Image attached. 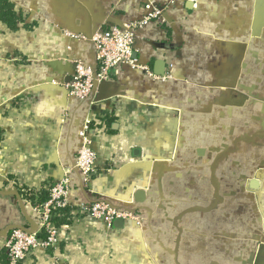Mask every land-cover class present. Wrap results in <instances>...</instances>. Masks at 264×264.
I'll return each mask as SVG.
<instances>
[{
  "label": "crops",
  "instance_id": "0c3cea01",
  "mask_svg": "<svg viewBox=\"0 0 264 264\" xmlns=\"http://www.w3.org/2000/svg\"><path fill=\"white\" fill-rule=\"evenodd\" d=\"M10 2L24 25L0 23V240L33 227V206L65 176L72 200L154 216L169 200L186 219L177 234L169 217L108 226L58 209V246L22 264H264V0ZM147 3L167 11L138 32L136 68L71 99L77 65L98 71L91 32L141 19ZM210 82L214 95L195 91ZM85 121L97 157L88 183L72 169Z\"/></svg>",
  "mask_w": 264,
  "mask_h": 264
},
{
  "label": "built area",
  "instance_id": "2783aa9c",
  "mask_svg": "<svg viewBox=\"0 0 264 264\" xmlns=\"http://www.w3.org/2000/svg\"><path fill=\"white\" fill-rule=\"evenodd\" d=\"M144 10L145 14L139 20L120 26L112 25L107 29L99 27L91 32L89 40L95 52L98 71L94 72L82 65H77L69 84L68 95L71 99L87 100L93 91V84L107 81L111 72L119 67L136 68L133 48L138 40V32L148 24L159 21L167 11L166 8L156 7L151 3H147ZM143 71L150 75L148 69ZM79 128L77 134L80 146L72 169L77 172L83 183H88L97 169V157L91 148L90 123L85 121ZM72 199L70 181L65 176L50 187L46 202L33 206L32 215L35 217L33 227L15 229L7 238L3 246L7 264H22L28 255L38 249L45 250L58 246L60 232L52 222L55 210L69 209L72 213L83 214L108 226L115 220H135L140 212V210L117 208L111 202L104 200L88 203ZM42 234L44 239L40 237Z\"/></svg>",
  "mask_w": 264,
  "mask_h": 264
},
{
  "label": "rangeland",
  "instance_id": "374dc122",
  "mask_svg": "<svg viewBox=\"0 0 264 264\" xmlns=\"http://www.w3.org/2000/svg\"><path fill=\"white\" fill-rule=\"evenodd\" d=\"M210 59V58H209ZM213 59V57H212ZM244 60V58H241ZM215 60V58H214ZM212 60L210 61L209 63L210 64H213L215 65V61L218 63V60L216 59L215 61ZM246 63V61H244V64ZM264 75V74H263ZM261 74L260 71H258L257 73H253L252 76L255 78V81L258 80V79H261V77L263 76ZM195 85V84H193ZM196 86V85H195ZM215 84H213L212 82H210L209 84L207 85H203V84H199L197 85V88H196V92H205L208 94V96H211V95H214L215 93ZM162 203V204H161ZM160 209H159V214L158 216H154L155 212L154 211H151V210H147V211H144L143 213L141 212L142 210L140 209V212L138 213V216H136L135 220L133 219L132 221L135 222V223H139V226H151L153 220L155 219H167L169 217V220L171 221L172 225L174 224L175 226V229H176V233L179 234V232H182L181 230L183 228H185L184 226V223H183V220H186V219H179L178 218V215H172L174 214V209H175V203H172V202H169V200H164L163 202L160 201ZM169 215V216H168ZM144 223V225H143ZM15 229H18V228H15ZM13 229V230H15ZM11 230L8 234V236H6V238H1L2 240H0L2 243H1V246L3 247L6 243V240L7 238L10 236L11 232L13 231ZM178 238L180 237V235H177ZM159 245V248H158V253L159 254H170L171 250H170V246H168V244H165L163 242H159L158 243ZM176 252L177 250L174 251L175 255L171 252V256L175 259L174 261L176 262V259L178 256H176ZM176 256V257H175Z\"/></svg>",
  "mask_w": 264,
  "mask_h": 264
},
{
  "label": "trees",
  "instance_id": "16d2710c",
  "mask_svg": "<svg viewBox=\"0 0 264 264\" xmlns=\"http://www.w3.org/2000/svg\"><path fill=\"white\" fill-rule=\"evenodd\" d=\"M0 23L5 25L9 30H12V31L17 30L19 25H24L23 14L20 12H17L14 9V6L10 2V0H0ZM56 212L59 214L58 210L53 211V214L54 213L56 214ZM63 216H65V215H63ZM52 222H53L54 226L56 227V226L60 225L61 223L65 222V220H64V218H59L57 216L55 218H52ZM40 237L42 239H44L43 234ZM1 258H2V263L7 264L6 256L3 255V253H1Z\"/></svg>",
  "mask_w": 264,
  "mask_h": 264
},
{
  "label": "water",
  "instance_id": "95a60500",
  "mask_svg": "<svg viewBox=\"0 0 264 264\" xmlns=\"http://www.w3.org/2000/svg\"><path fill=\"white\" fill-rule=\"evenodd\" d=\"M164 62H162V61H160V62H156V68H157V70H156V72H157V74L158 75H162L163 74V70H164ZM101 84H103V83H101ZM96 85V83H94L93 84V87ZM257 186H258V184H257V182L256 181H252L251 182V184H250V187L252 188V189H256L257 188ZM134 201L136 202V203H142V202H144V199H145V194H144V192L143 191H137L135 194H134ZM114 224L115 225H121L122 224V220H115L114 221Z\"/></svg>",
  "mask_w": 264,
  "mask_h": 264
}]
</instances>
